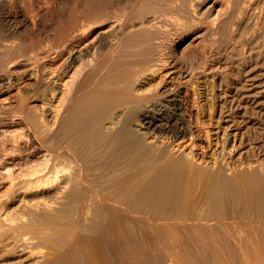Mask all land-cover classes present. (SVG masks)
Returning <instances> with one entry per match:
<instances>
[{"label": "bare ground", "instance_id": "obj_1", "mask_svg": "<svg viewBox=\"0 0 264 264\" xmlns=\"http://www.w3.org/2000/svg\"><path fill=\"white\" fill-rule=\"evenodd\" d=\"M31 2L0 0V264H264V54L210 57L264 0Z\"/></svg>", "mask_w": 264, "mask_h": 264}, {"label": "rangeland", "instance_id": "obj_2", "mask_svg": "<svg viewBox=\"0 0 264 264\" xmlns=\"http://www.w3.org/2000/svg\"><path fill=\"white\" fill-rule=\"evenodd\" d=\"M44 3V1H45V4H46V1L48 2V3H51V4H53V3H55V2H57V0H32V2H31V5H30V9L31 10H33V11H36V10H38V6H42V5H45V4H43L42 2ZM200 1V5H199V7L198 8H196L197 10H200V11H197V12H199V13H201L200 15H199V13H195L196 15L194 16L196 19H198L197 21H199V22H201L200 23V25H202V23H203V25H205L208 21L210 22V21H212V18L213 19H215L219 14H220V16H218V17H220L221 18V16L223 15V11L220 9L221 7H223V2H222V0H221V2L223 3H221L220 2V0H199ZM202 1V2H201ZM204 1V2H203ZM214 1H215V3H214ZM212 2V3H211ZM41 3H42V5H41ZM202 3V4H201ZM213 3H214V5H213ZM221 3V5H219ZM36 4H40V5H36ZM218 5V6H217ZM219 6H221V7H219ZM206 8H207V10H206ZM217 9H219V11L217 10ZM220 11H221V13H220ZM202 14H204V15H202ZM208 14V15H207ZM206 15V16H205ZM217 15V16H216ZM211 16H213L212 18H211ZM211 18V19H210ZM209 19V20H208ZM207 21V22H206ZM208 22V23H209ZM207 23V24H208ZM204 39L206 40V39H208V36H207V38H206V35H205V37H204ZM173 40H175V38H172V40L171 41H173ZM200 41H201V39H199ZM198 39L196 40V41H199ZM209 41H213V39H211L210 40V38L208 39ZM208 40H206L205 41V43L208 41ZM215 41L217 40V38L216 39H214ZM204 41V40H203ZM233 43H231L230 42V44H232L231 45V47L233 48V49H231V47H228L227 49L225 48V50H223V49H221L219 52L216 50V49H214L212 52H211V54L210 55H213V56H210L211 58H213V60L215 61V60H218L219 58V56H221V57H226V58H228L229 59V63H230V61L231 62H236V61H234V60H237L236 58L235 59H233L232 60V57H233V55L231 54V52L233 53H238L239 55H240V53H241V55L243 56V57H241V59L242 58H244V56H245V58L244 59H246V60H250V56L252 55V53H251V50L250 49H253L254 48V50H252L253 52L255 51V49L257 48L258 49V47H260L261 46V48H259L258 49V51H263L262 53L264 54V45L262 46V45H260V43L262 44V42L261 41H256V43H255V41H254V43L252 44V46H251V44H248L246 41H232ZM258 42H260V43H258ZM235 44H237V45H235ZM263 44H264V42H263ZM183 46V47H182ZM181 46V49L182 48H184L185 46L184 45H182ZM229 46V45H228ZM240 46V47H239ZM255 46V47H254ZM236 47H238L237 49H236ZM239 48H241V51L240 52H238V50H240ZM180 49V50H181ZM189 49H191V48H189ZM236 49V50H235ZM244 49V50H243ZM228 50V51H227ZM230 50V51H229ZM233 50V51H232ZM257 51V50H256ZM218 52V53H217ZM222 52H224V54L222 53ZM226 52V53H225ZM220 53V54H219ZM215 54V55H214ZM219 54V56H217ZM244 54V55H243ZM224 55V56H223ZM73 56V57H72ZM71 57L72 58H78V54L77 53H73V55H72ZM230 56V57H229ZM239 57V56H238ZM248 57H249V59H248ZM76 58V59H77ZM231 58V59H230ZM227 62V61H226ZM218 66H219V64H218ZM235 67H236V65H235ZM219 69H220V67H218ZM221 69H222V67H221ZM15 77V78H14ZM49 75H47L46 76V80L48 81L50 78H51V76L49 77ZM11 78H12V81H14V86H16L17 85V83H18V85L16 86L17 88H15V89H17L18 90V87H19V81H20V79H21V77H20V75H12L11 76ZM48 78V79H47ZM17 82V83H16ZM18 94H19V90H18ZM45 97V99L47 100L48 99V97L47 96H44ZM43 97V98H44ZM161 104V106H159ZM159 104V102H157V103H154L153 104V109L155 110V111H157V113L158 114H165L166 116L167 115H169V113H170V111H171V109L169 110H166L167 109V107H164L162 104L163 103H160ZM159 108V109H158ZM167 111H168V114H167Z\"/></svg>", "mask_w": 264, "mask_h": 264}]
</instances>
